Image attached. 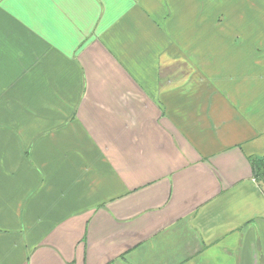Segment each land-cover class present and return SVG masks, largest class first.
<instances>
[{
	"label": "crops",
	"instance_id": "obj_1",
	"mask_svg": "<svg viewBox=\"0 0 264 264\" xmlns=\"http://www.w3.org/2000/svg\"><path fill=\"white\" fill-rule=\"evenodd\" d=\"M264 0H0V264H264Z\"/></svg>",
	"mask_w": 264,
	"mask_h": 264
},
{
	"label": "trees",
	"instance_id": "obj_2",
	"mask_svg": "<svg viewBox=\"0 0 264 264\" xmlns=\"http://www.w3.org/2000/svg\"><path fill=\"white\" fill-rule=\"evenodd\" d=\"M251 167L255 173V176L264 178V158L262 160L251 159Z\"/></svg>",
	"mask_w": 264,
	"mask_h": 264
}]
</instances>
